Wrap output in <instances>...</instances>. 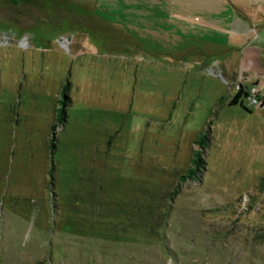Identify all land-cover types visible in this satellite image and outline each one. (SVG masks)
Listing matches in <instances>:
<instances>
[{
	"label": "rangeland",
	"instance_id": "obj_1",
	"mask_svg": "<svg viewBox=\"0 0 264 264\" xmlns=\"http://www.w3.org/2000/svg\"><path fill=\"white\" fill-rule=\"evenodd\" d=\"M195 1L0 0V264H264V111Z\"/></svg>",
	"mask_w": 264,
	"mask_h": 264
},
{
	"label": "crops",
	"instance_id": "obj_2",
	"mask_svg": "<svg viewBox=\"0 0 264 264\" xmlns=\"http://www.w3.org/2000/svg\"><path fill=\"white\" fill-rule=\"evenodd\" d=\"M177 2L190 4L189 0ZM195 4L205 15L196 25L199 39L230 48L238 54L235 64L232 59H227L217 65L220 74L230 83L241 81L245 87L256 83L264 111V55L263 47L258 43L264 39V0H196ZM170 23L175 24V31L188 28L187 18L183 15L172 16Z\"/></svg>",
	"mask_w": 264,
	"mask_h": 264
},
{
	"label": "trees",
	"instance_id": "obj_3",
	"mask_svg": "<svg viewBox=\"0 0 264 264\" xmlns=\"http://www.w3.org/2000/svg\"><path fill=\"white\" fill-rule=\"evenodd\" d=\"M256 83H253L252 85H254ZM65 91H66V85H63L61 88V94L63 96L62 99H60L59 101L64 104V98H66L65 95ZM247 96V91H246V87L243 85H240V87L237 89L235 95H233L229 100L228 103L230 105L232 104H237L240 103V105L243 104V100L242 97ZM261 98V97H260ZM262 102L263 99L261 98V104L260 106H262ZM61 108V107H60ZM59 108V113H57L56 115V121H60L63 117V109ZM56 125V124H55ZM53 125V127L55 126ZM207 141V136L206 134H202L199 136L198 140H196V144L199 145V147L201 149H203L206 146V142ZM190 167L187 169L186 174L181 177V178H190V179H194L198 177V173L202 172L205 166V162L203 160L202 157V151L201 150H195L192 154L191 160H190Z\"/></svg>",
	"mask_w": 264,
	"mask_h": 264
},
{
	"label": "built area",
	"instance_id": "obj_4",
	"mask_svg": "<svg viewBox=\"0 0 264 264\" xmlns=\"http://www.w3.org/2000/svg\"><path fill=\"white\" fill-rule=\"evenodd\" d=\"M241 84V81L235 85V88L238 89L240 87ZM256 87V84L254 86H252L251 88V91H248L247 92V100H248V103L250 105H260L261 104V98L259 96V89L258 88H255Z\"/></svg>",
	"mask_w": 264,
	"mask_h": 264
},
{
	"label": "flooded vegetation",
	"instance_id": "obj_5",
	"mask_svg": "<svg viewBox=\"0 0 264 264\" xmlns=\"http://www.w3.org/2000/svg\"><path fill=\"white\" fill-rule=\"evenodd\" d=\"M246 97V96H245Z\"/></svg>",
	"mask_w": 264,
	"mask_h": 264
}]
</instances>
